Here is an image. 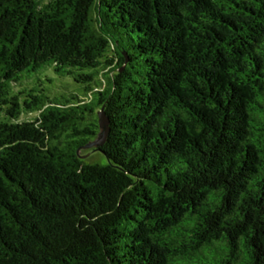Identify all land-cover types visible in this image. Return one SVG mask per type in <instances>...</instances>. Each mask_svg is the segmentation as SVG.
<instances>
[{
	"label": "trees",
	"instance_id": "16d2710c",
	"mask_svg": "<svg viewBox=\"0 0 264 264\" xmlns=\"http://www.w3.org/2000/svg\"><path fill=\"white\" fill-rule=\"evenodd\" d=\"M0 264H264V0H0Z\"/></svg>",
	"mask_w": 264,
	"mask_h": 264
},
{
	"label": "water",
	"instance_id": "95a60500",
	"mask_svg": "<svg viewBox=\"0 0 264 264\" xmlns=\"http://www.w3.org/2000/svg\"><path fill=\"white\" fill-rule=\"evenodd\" d=\"M97 115H98V124L100 128L99 133L94 140L90 141L88 144L83 146V148H92V147L99 148L107 141L110 132L109 117L106 115L104 108H101L97 112ZM84 156H87V154Z\"/></svg>",
	"mask_w": 264,
	"mask_h": 264
},
{
	"label": "rangeland",
	"instance_id": "374dc122",
	"mask_svg": "<svg viewBox=\"0 0 264 264\" xmlns=\"http://www.w3.org/2000/svg\"><path fill=\"white\" fill-rule=\"evenodd\" d=\"M45 1H47V0H45ZM92 17L93 18L95 17L94 11H92ZM94 28L97 29V25H96L95 22H94ZM59 83H62V81L60 79H57L55 81V85L57 86V84H59ZM45 85L49 87L50 86V83L45 82ZM56 86H53L52 87V90ZM74 89H78V91L81 92V88L79 87V85L74 86ZM28 117H32V116L30 115ZM84 150H86V149H84ZM87 160H88V162H101V163H105L106 162L105 156L103 154H101L99 151H95V152H91V153L88 152L87 153Z\"/></svg>",
	"mask_w": 264,
	"mask_h": 264
}]
</instances>
